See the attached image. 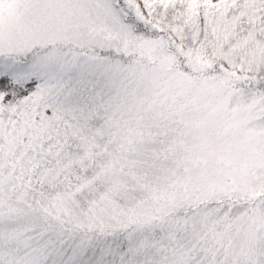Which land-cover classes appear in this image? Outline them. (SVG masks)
<instances>
[{
  "label": "snow or ice",
  "instance_id": "1",
  "mask_svg": "<svg viewBox=\"0 0 264 264\" xmlns=\"http://www.w3.org/2000/svg\"><path fill=\"white\" fill-rule=\"evenodd\" d=\"M0 264H264V0H0Z\"/></svg>",
  "mask_w": 264,
  "mask_h": 264
}]
</instances>
